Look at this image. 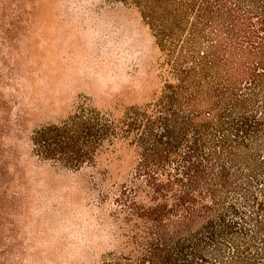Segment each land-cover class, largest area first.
<instances>
[{
    "label": "trees",
    "instance_id": "1",
    "mask_svg": "<svg viewBox=\"0 0 264 264\" xmlns=\"http://www.w3.org/2000/svg\"><path fill=\"white\" fill-rule=\"evenodd\" d=\"M104 2L126 15L144 62L115 91L73 96L64 119L29 137L39 161L97 174L88 213L113 245L98 264H264V0ZM49 3L0 0V230L16 227L30 190L3 140V88L18 92L42 64L34 14Z\"/></svg>",
    "mask_w": 264,
    "mask_h": 264
},
{
    "label": "rangeland",
    "instance_id": "2",
    "mask_svg": "<svg viewBox=\"0 0 264 264\" xmlns=\"http://www.w3.org/2000/svg\"><path fill=\"white\" fill-rule=\"evenodd\" d=\"M50 2L34 14L39 26L33 25L37 42L31 48L42 64H34L30 82L16 78L21 82L18 92L13 82L3 88L11 100L5 106L10 137L3 140L13 147L30 190L26 210L13 218L16 227L0 230V264H98L100 253L113 247L108 228H101L88 213L96 195L90 180L97 182V174L39 161L29 137L34 128L64 119L72 111L73 96L97 94L106 86L115 91L131 82L127 72L145 56L130 38L132 25L126 15H114L104 0ZM104 5L107 9L100 10ZM25 30L19 28L18 39ZM13 43V52H24L23 41ZM140 44L148 56L153 54L148 36ZM108 159L102 155L98 162L104 166Z\"/></svg>",
    "mask_w": 264,
    "mask_h": 264
}]
</instances>
